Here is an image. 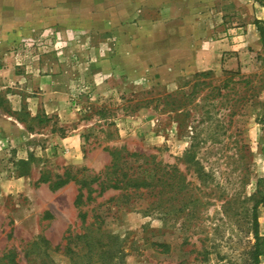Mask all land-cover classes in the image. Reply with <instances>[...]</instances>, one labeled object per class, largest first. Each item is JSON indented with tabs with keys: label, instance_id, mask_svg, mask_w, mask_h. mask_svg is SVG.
I'll list each match as a JSON object with an SVG mask.
<instances>
[{
	"label": "rangeland",
	"instance_id": "rangeland-1",
	"mask_svg": "<svg viewBox=\"0 0 264 264\" xmlns=\"http://www.w3.org/2000/svg\"><path fill=\"white\" fill-rule=\"evenodd\" d=\"M262 13L264 0H0V257L29 264L33 251L31 264H71L64 250L85 212L122 241L117 264H253ZM49 75L65 87L46 89ZM72 133L76 154L59 146ZM115 149L170 169L172 201L161 184L154 214L115 191L79 209L74 183H39L99 174ZM257 216L264 236V204Z\"/></svg>",
	"mask_w": 264,
	"mask_h": 264
},
{
	"label": "trees",
	"instance_id": "trees-1",
	"mask_svg": "<svg viewBox=\"0 0 264 264\" xmlns=\"http://www.w3.org/2000/svg\"><path fill=\"white\" fill-rule=\"evenodd\" d=\"M109 155L110 164L99 174H89L86 169L76 170L74 173L67 171L62 176L54 177L53 181L48 177H41L39 183L47 184L51 192L74 183L77 186L74 205L79 209L94 202L107 191H115L120 193L125 206L132 207L136 200L144 201L143 212L154 214L160 207L158 188L161 184L165 190L163 202L168 204L172 201L170 169H161L153 157L128 153L122 149L112 150ZM259 204H264V197L252 207L253 264H259L260 257H264V236L260 234L257 216ZM78 218L84 231L68 240L64 250L71 264H77L79 260H84L85 264H117L122 258L120 238L102 229L100 224L94 228L95 222L88 223L85 212H80ZM39 242L42 244L39 247L44 249V257L48 258L47 241L40 239ZM33 254V251L25 253L27 263L31 264ZM15 258L16 254L9 251L0 257V264H16Z\"/></svg>",
	"mask_w": 264,
	"mask_h": 264
},
{
	"label": "crops",
	"instance_id": "crops-1",
	"mask_svg": "<svg viewBox=\"0 0 264 264\" xmlns=\"http://www.w3.org/2000/svg\"><path fill=\"white\" fill-rule=\"evenodd\" d=\"M261 16L264 20V13H262ZM222 48L224 50V49H226V46H222ZM199 66H201V69H204V64H202V62L199 63ZM205 68H207V66ZM1 72H3L4 73L3 75L8 78L7 81H3V82H8L9 79L12 78L10 75V69L9 70L7 69L5 71L1 70ZM12 76L14 77V74H12ZM62 81H63V79L60 75H58V76H55V75L45 76V87H46V89L49 88L48 90H50V91L53 90V87L60 91L61 86L65 87V84ZM47 100H48V98H47ZM46 105L47 106L49 105L48 101L45 102V106ZM74 131H77V130H74ZM80 145H81L80 136L76 133H72L70 136H67L65 138L60 139V142H59L60 147L62 146L64 149L65 148L68 149L69 152L72 154H76L78 151H80Z\"/></svg>",
	"mask_w": 264,
	"mask_h": 264
}]
</instances>
